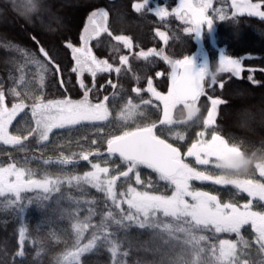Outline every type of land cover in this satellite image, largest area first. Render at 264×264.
Listing matches in <instances>:
<instances>
[{"label": "trees", "instance_id": "16d2710c", "mask_svg": "<svg viewBox=\"0 0 264 264\" xmlns=\"http://www.w3.org/2000/svg\"><path fill=\"white\" fill-rule=\"evenodd\" d=\"M218 1L212 0L211 7L205 13L212 19L213 25L210 29L206 24L202 26V49L205 51L209 65L214 67L223 54L239 59L243 70L238 77L231 72H223L215 83L205 79V95L198 101V106L201 108L199 120L178 124L174 130V125H160V104L146 91L148 81L151 80L156 91L167 93L170 64L160 56L153 55L144 59L139 57V53L155 49L157 52L162 51L170 60L193 55L197 49L194 33L185 31L186 28L191 27L190 24L175 15L170 14L161 19L155 13L148 11V7L154 10L158 6H167V10L171 12L172 8L178 6L179 0H150L148 7L140 12H136L132 5L143 3V0H35L37 10L31 13L30 18L22 15L23 4L27 0H0V83L3 84L4 90L16 86L15 77L19 75L17 67L24 63L25 58L18 49H23L43 60L39 48L44 47L63 70L59 76L52 73L46 75L43 89L46 99L66 97L75 101L83 99L85 89L79 85L77 74L71 71L74 60L71 49L66 45L70 42L74 47H80L82 31L88 17L99 9L108 13L106 25L108 32L101 33L90 42L91 51L98 60H106L114 69L121 68L120 73L110 72L97 75L95 78H91L88 74L82 76L84 84L91 89L88 97L92 104L104 97L113 99L108 103L112 114L105 124L85 123L83 126L78 125L71 129H54L53 133H50L48 142L38 144L30 137L28 141L23 142V147L0 142V166L17 162L18 166L36 171L34 179H42L45 175L51 179L56 177L64 179L57 171L49 169L45 161L55 163L62 156H70L73 159V163L70 164L74 170L72 172L78 174L83 175L93 170L89 161L99 162L102 167L108 166L110 169L120 166L121 170H125L118 157L112 158L114 163L108 165L103 163V159L107 158V140L114 135H121L124 131H134L137 127L153 123L156 124L154 131L157 137L183 153L187 145L192 144L198 133L205 128L203 120L207 118V113L211 109L208 97L222 101L217 106L215 123L211 126L213 133L220 135L230 145H238L249 152L264 153V17L237 12L231 0H221L222 3ZM250 2L260 4L264 12V0H250ZM214 8L217 10L216 13H213ZM222 15L225 17L223 20L220 19ZM157 31L166 34V43L157 35ZM109 32L111 35L108 34ZM115 36L130 38L131 48L128 49L122 42L115 40ZM121 56L128 58L126 64L121 63ZM25 72L28 86L37 88L36 66L29 64ZM10 76L13 79H10ZM249 76L252 77L251 80L248 79ZM61 78L64 81L63 86L59 83ZM93 84H95L94 88ZM134 89H139V93ZM144 100H151L152 104L145 105ZM129 101L139 105L138 110L141 113L137 116H144L141 121L132 120L126 123L119 119L118 112ZM15 102L17 98L11 96L6 98L8 107ZM30 102L25 100V103ZM23 116L24 113L18 115L9 128V132L13 135H19L17 129L26 126ZM177 133L184 136L180 144L176 139ZM93 140L96 141L95 144L91 143ZM97 151L104 156L90 155L89 161L80 159L81 152ZM25 161L30 164L25 166ZM138 171L141 173L142 181L146 183L148 180L153 181L158 178L155 172L144 166ZM258 171L253 169L249 175L238 179L257 181ZM130 183L133 187L138 186L134 182V177ZM195 184L198 186V191L215 195L221 203L242 205L249 201L247 195L230 184L218 185L214 180ZM83 187L85 191L80 192L75 187L70 188L67 184H62L61 192L51 194L49 200L35 199L31 205H27L25 200L26 208L23 212L7 207L3 198H0V264H56L58 259L62 260L63 253L71 249L74 243L71 224L77 217L71 213L77 207L76 200L95 198L97 201L95 205H80L82 211L78 218L81 220L87 215L86 209L89 206L97 209V215L91 221L93 224L99 223L101 215L109 210L119 216V210L111 206V201H107L105 207L104 193L97 192L90 186ZM126 188L127 183L123 179L117 181L118 192L125 191ZM43 195L44 193L39 189L22 193L24 197L33 198ZM69 196L73 199L69 200ZM122 207L127 209L126 204ZM257 207L262 209L264 203L257 202ZM21 225L26 226L29 237L24 245L26 255L22 258L16 256V252L19 251L18 233ZM110 230L117 234V239L121 240V250L129 251V256L122 258L127 260V264H137L138 261L141 264H161L162 259L168 258L169 250L159 240L160 236H154L150 229L132 227L125 233L118 226L112 225ZM91 232L90 228L85 233V240L82 243L87 242ZM241 234L245 235L243 229ZM217 235L219 239H237L235 234ZM252 258L259 259V254L254 250ZM82 260L83 264H112L111 253L107 248L89 253Z\"/></svg>", "mask_w": 264, "mask_h": 264}, {"label": "snow or ice", "instance_id": "6c2138e0", "mask_svg": "<svg viewBox=\"0 0 264 264\" xmlns=\"http://www.w3.org/2000/svg\"><path fill=\"white\" fill-rule=\"evenodd\" d=\"M150 0H143V3L132 5L136 12L148 7ZM232 6L237 12L248 15L264 17V12L260 11V4L251 3L250 0H233ZM211 7V0H203L193 4L189 0H179L178 6L167 10V6H158L154 10L148 7L150 13H155L161 19L175 15L178 19L191 25L186 28V32L200 36L202 25L207 28L213 25L212 19L206 16V10ZM37 10L35 0H27L23 4L22 15L30 18L31 13ZM108 13L106 11L93 12L88 17V22L81 35L82 47H74L72 43L66 46L71 49L72 59L75 64L71 71L77 74L81 88L85 89L82 100L73 101L69 98L46 99L43 89L45 87V77L48 73L59 76L63 71L59 64H56L49 52L40 47L39 52L44 57L43 60L33 54L18 49L24 56V63L17 67L19 75L15 77L14 87L4 90L0 83V142L6 145H16L23 147V142L30 137L36 143L48 142L50 133L54 129H71L74 126H83L85 123L95 124L97 121L107 120L109 111L105 103L92 104L88 99V89L80 77L85 72L90 73L93 78L98 72L115 71L121 72L120 67L113 69V66L106 60H98L89 48V41L95 39L103 32H108ZM225 17L222 15L220 19ZM111 35V33H108ZM157 35L167 42L164 32L157 31ZM35 39V37H33ZM115 40L120 41L127 48H131L132 41L126 36H115ZM37 43H39L37 41ZM15 47V46H13ZM160 56L171 65L170 74L171 86L167 94H161L152 87V81H148V91L152 93L156 101L162 105L163 118L159 121L162 125L172 126L178 124L173 119V101L179 98L183 101V106L187 107L189 102L198 105V101L205 95L203 82L205 81V69L208 64H204L199 69L194 67L193 58L185 56L183 59L170 60L163 52L150 49L148 52L141 51L139 57L147 59L149 56ZM121 63L126 64L128 58L120 57ZM35 65L37 72L35 77L38 80L37 88L28 86L25 68ZM51 65V67H50ZM219 65L223 72H231L234 76H239L241 71V61L233 59L227 55H221ZM157 75H160L157 73ZM10 79L13 77L10 76ZM252 79L251 76L248 77ZM216 80H212L215 83ZM61 86L64 81L59 80ZM95 84H93V88ZM222 87V85H221ZM139 93V89H134ZM11 96L17 98V102L8 107L6 98ZM105 101L108 97L104 98ZM211 102V109L207 113V118L203 120L205 129L214 125L217 106L222 103L219 99L208 97ZM30 100V103H25ZM145 105L152 104L151 100H144ZM139 105L131 101L121 111L119 118L129 120L137 115ZM27 110V111H26ZM24 113L22 119L25 121L24 128L17 129L19 135L9 132V127L18 115ZM30 113V117H29ZM156 124L144 127H137L134 131H124L121 135H114L107 140V158L103 163L108 165L114 163L113 157L119 158L126 170H121L120 166L110 169L108 166H101V163H92L89 156L103 157L99 151L81 152L80 159L91 163L92 171L81 175H68L64 179L56 177L49 178L45 175L42 179H34V171L27 167L18 166L17 162L8 163L7 166H0V198H3L5 205L12 209L23 212L27 205H31L35 199L49 200L51 194L60 193L61 185L67 184L70 188L75 187L78 191L84 192L83 186H90L97 192L104 193L105 207L107 201H111V206L119 210V216L109 210L101 215L99 223L93 224L92 218L97 215L96 207H87V215L81 220L79 214L82 211L80 205H95V198L91 200H76L77 207L71 215L77 217L71 224V231L74 243L71 249L63 253V259H58L56 264H68L71 260L74 264H83L82 258L101 248H107L111 253L112 264H127L126 258L129 256L128 250L122 249L121 240L117 239V234L111 231L112 225L118 226L125 233L132 227L138 229H150L154 236L162 237L165 233L175 242L166 241L169 252L168 258L162 259L161 264H264V211H253L252 201L238 207L233 203H221L215 195L207 192L190 190V181L213 180L212 176L206 175L203 171L196 169L185 163L177 148L166 143L154 133ZM26 133V134H25ZM204 132L198 133L199 139L193 143L187 151V156L195 157L198 165H212L217 169V161L223 159L227 154L238 152V145H230L220 135L213 133L210 139H204ZM177 136L180 140L183 135ZM95 144L96 141H91ZM76 154H73V156ZM61 165L73 163L70 156H62L57 161ZM27 163V161H25ZM49 161H45V164ZM144 166L151 169L158 176L159 181H163L162 186L148 180L145 184L141 179L138 169ZM260 175L264 176V166L258 168ZM111 173V174H110ZM132 174V175H130ZM134 177L136 185L130 183ZM123 179L127 183L125 191H117V181ZM214 183L218 185H234L237 189L246 192L250 197L264 201V183H259L251 179H233L226 181L222 176H216ZM160 187L171 189V194L161 192ZM42 190L43 197H24L22 193L35 190ZM69 200L73 198L68 197ZM190 198V201L189 199ZM126 204L125 210L122 205ZM250 225L254 233L252 240L246 239L241 234V229ZM92 229L91 235L86 243L85 233ZM26 226L19 228V251L16 256L24 257L25 241L29 239ZM183 234V236L177 234ZM235 234L236 240L219 239L217 234ZM255 245V249L253 246ZM253 250L259 254V259L252 258ZM39 255V252H37ZM141 264V262H137Z\"/></svg>", "mask_w": 264, "mask_h": 264}, {"label": "rangeland", "instance_id": "374dc122", "mask_svg": "<svg viewBox=\"0 0 264 264\" xmlns=\"http://www.w3.org/2000/svg\"><path fill=\"white\" fill-rule=\"evenodd\" d=\"M212 1V0H211ZM189 2H191V3H193V4H196V3H199V2H203V0H189ZM219 3H222V1L221 0H219L218 1ZM231 2L233 3V0H231ZM260 11H262L261 10V8L259 9ZM99 11H104V10H101V9H99V10H97V11H95V12H99ZM217 12V10H216V8H214L213 9V13H216ZM92 14V13H91ZM243 14H247L246 12L245 13H243ZM252 16H254V17H256L255 15H252ZM257 17H260V16H257ZM260 18H262V17H260ZM67 19H68V21L70 20L69 19V17H67ZM66 18H65V20H67ZM87 22H88V20H87ZM87 22H86V24H87ZM203 26V25H202ZM202 30H203V28H202ZM83 33H84V29H83V31H82V35H83ZM201 35H202V33H201ZM201 35L200 36H195V34H194V39L196 40V43H197V49H196V51L193 53V55H191L190 57H192L193 58V61H194V65L199 69L200 67H202L204 64H208L209 65V62H208V60H207V57H206V54H205V51L202 49V39H201ZM93 40V39H92ZM92 40H90L89 41V48H90V42L92 41ZM83 46V42L81 41V45H80V47H82ZM91 49V48H90ZM128 49H130V48H128ZM93 54V53H92ZM74 64H75V62H74ZM241 68H243L242 67V65H241ZM113 69H114V67H113ZM171 71H172V68H171V65H170V74H171ZM110 72H115L114 70L113 71H108V72H98L97 73V75H102V74H107V73H110ZM242 72V71H241ZM84 74H88V75H90L91 76V78H93L92 77V75L90 74V73H87V72H85ZM83 74V75H84ZM170 74H169V87L171 86V79H170ZM96 75V76H97ZM80 79H82V77H80ZM77 80H78V77H77ZM78 83H79V81H78ZM79 85H80V83H79ZM111 87L113 88V85H111ZM153 87V86H152ZM169 87H168V89H169ZM154 88V87H153ZM148 86H147V88H146V91L148 92V94L153 98V99H155V97L152 95V93L151 92H149L148 90ZM168 92V91H167ZM161 94H167V93H161ZM66 98H69V97H66ZM105 98V97H104ZM104 98H102L100 101H98V102H96L95 104H98V103H105V105H106V107L108 108V111H109V117H108V119L107 120H104V121H97V122H95L96 124H105L108 120H109V118L111 117L110 115L112 114V109L111 108H109V105H108V103H109V101H110V99H111V97H108V99L105 101V99ZM70 99V98H69ZM88 99H89V97H88ZM82 100V99H81ZM111 100H113V99H111ZM73 101H75V100H73ZM77 101H79V100H77ZM89 101H90V99H89ZM159 104H160V102L159 101H157ZM111 105V104H110ZM179 105V102H177V100L176 99H174V101H173V109L175 110L176 108H177V106ZM160 107H161V116H160V120L163 118V114H162V105L160 104ZM125 108V107H124ZM123 108V109H124ZM122 109V110H123ZM121 110V111H122ZM121 111L120 112H118V114L120 115V113H121ZM141 112L137 109V115H139ZM118 115V116H119ZM135 116L134 118H132V119H129V120H122V119H120L122 122H126V123H128V122H131L132 120H134L135 122H139V121H141L142 120V118L144 117V116ZM173 115H174V113H173ZM14 122V121H13ZM264 123V122H263ZM161 126H163L162 124H160ZM264 125V124H263ZM177 126H178V124H176V125H174V130H176V128H177ZM11 127V126H10ZM9 127V128H10ZM201 132H204V139H210L211 138V135L213 134V131H212V127L210 126V127H208L207 129H203ZM154 133L156 134V132L154 131ZM200 133V132H199ZM157 135V134H156ZM177 140H179V143L178 144H180V143H182V141L180 140V139H178V138H176ZM199 139V137H198V135H197V137H196V139H195V141L193 142V143H196L197 142V140ZM192 143V144H193ZM178 144H177V146H178ZM192 144H189V145H187L186 147V149H185V151L182 153V152H180L179 150V152H180V154H181V158H182V160L185 162V163H187V164H189V166L190 167H192V168H194V169H196L197 171H203V172H205V174L206 175H209V176H212L213 177V180H214V178L216 177V176H220V172H219V170L218 169H216L215 167H213L211 164L210 165H207V166H205V165H198L197 163H196V161H195V157H189V156H187V151H188V149L191 147V145ZM235 153H237V152H232V153H229V154H227L223 159H220V160H218V161H223V160H225L229 155H231V154H235ZM27 164H30V162L28 163H25V166L27 165ZM49 169H51V170H54V171H57L58 173H59V175H61V177H66V176H68V175H81L82 176V174H78L77 172H72V171H74L73 170V167L72 166H70V164H68V165H61V164H59L58 162H55V163H51V162H49V163H47V165H46ZM112 168H114V167H112ZM111 168V169H112ZM125 170H126V166H125ZM34 171V170H33ZM215 172V173H214ZM34 173H35V175L37 174V172L36 171H34ZM111 174V173H110ZM34 175V176H35ZM258 180L256 181V182H259V183H264V176H261L260 175V172L258 171ZM242 180H246V179H242ZM253 181H255L254 179H252ZM209 180H205V181H202V183H205V182H208ZM153 182L154 183H157L158 185H160V186H162L163 184H164V182L163 181H159L158 180V178L156 179V180H153ZM199 182H201V181H198V180H195V179H193V180H191L189 183H190V190H193V191H198V186L195 184V183H199ZM145 184H146V182H145ZM135 187H137L138 189L141 187L140 185H138V186H135ZM233 187L234 188H236L234 185H233ZM237 189V188H236ZM160 191L161 192H166V194H168V195H170L171 194V189H164L163 187H160ZM238 191L239 192H243V191H241V190H239L238 189ZM245 195H247V198L249 199V200H251L252 201V204H253V211H264V207H262V209L261 208H258L257 207V202H259V204L260 203H264V201H259L258 199H254V198H252V197H250L246 192H243ZM187 199H189V201H190V198H187ZM249 202V201H248ZM248 202H245V203H243L242 205H237L238 207H240V206H243L244 204H246V203H248ZM243 231H245V238L246 239H249V240H252L253 238H254V233L252 232V230H251V226L250 225H246V226H244L243 228ZM177 235H180V236H183V234H177ZM159 240L161 241V243L163 244V246L165 247V248H167V250H169V247H168V244H166V241H170V242H172V243H174L175 241L174 240H172L170 237H168V235L165 233L162 237H160L159 238ZM70 262H72L71 260H69L68 261V264L70 263Z\"/></svg>", "mask_w": 264, "mask_h": 264}, {"label": "clouds", "instance_id": "9594fccd", "mask_svg": "<svg viewBox=\"0 0 264 264\" xmlns=\"http://www.w3.org/2000/svg\"><path fill=\"white\" fill-rule=\"evenodd\" d=\"M223 73L219 63L214 67L208 65L205 69V79L216 80L219 75ZM175 116L173 119L178 124H188L193 121H198L200 118L201 108L198 105L189 102L188 106L179 104L175 109ZM217 169L226 181L238 179L242 176L249 175L253 169H258L264 166V153H257L255 151H246L242 148L235 154L229 155L223 161H217Z\"/></svg>", "mask_w": 264, "mask_h": 264}, {"label": "water", "instance_id": "95a60500", "mask_svg": "<svg viewBox=\"0 0 264 264\" xmlns=\"http://www.w3.org/2000/svg\"><path fill=\"white\" fill-rule=\"evenodd\" d=\"M194 67L197 69V67L194 65ZM177 99V101L179 102V103H183V101L181 100V99H179V98H176ZM166 142V141H165ZM167 143V142H166ZM106 152H107V147H106Z\"/></svg>", "mask_w": 264, "mask_h": 264}]
</instances>
